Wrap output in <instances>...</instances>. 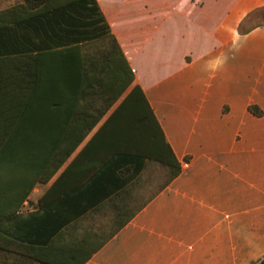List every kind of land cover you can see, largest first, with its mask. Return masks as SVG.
<instances>
[{
	"label": "crops",
	"instance_id": "obj_1",
	"mask_svg": "<svg viewBox=\"0 0 264 264\" xmlns=\"http://www.w3.org/2000/svg\"><path fill=\"white\" fill-rule=\"evenodd\" d=\"M97 2L111 39L0 55V264H259L264 25L239 26L264 0ZM135 85L181 171L144 156L94 201Z\"/></svg>",
	"mask_w": 264,
	"mask_h": 264
},
{
	"label": "trees",
	"instance_id": "obj_2",
	"mask_svg": "<svg viewBox=\"0 0 264 264\" xmlns=\"http://www.w3.org/2000/svg\"><path fill=\"white\" fill-rule=\"evenodd\" d=\"M31 10L33 14H30ZM261 25H264V7L255 9L247 16L239 26V33H247ZM105 38H112L111 28L97 0H23L0 11V55L44 51ZM109 53L121 54L119 48L114 45ZM117 66L116 70L123 72ZM127 72V78L124 77L123 81L126 86L130 85L133 79L132 74ZM121 74L123 76V73ZM125 103L133 105L130 117L132 119L128 118L129 124L117 128L112 136L110 144L112 156L103 161L100 176L103 182L110 181V185L98 189L94 201L109 197L111 191L119 190L126 183L136 179L145 166L144 156L154 157L155 160L159 159L164 163L167 181L181 171L180 163L165 141L163 133L151 119L149 105L138 86L133 87ZM249 110L255 115H262V111L256 105L249 106ZM147 112L150 115H147ZM84 209L87 207L81 208L82 211ZM2 231L7 233L6 230ZM15 237L29 242V237L23 234ZM47 240L39 237L33 239V242L41 245ZM16 255L24 258L20 264H29V256ZM35 259L33 258V264H50ZM259 264H264V258Z\"/></svg>",
	"mask_w": 264,
	"mask_h": 264
},
{
	"label": "rangeland",
	"instance_id": "obj_3",
	"mask_svg": "<svg viewBox=\"0 0 264 264\" xmlns=\"http://www.w3.org/2000/svg\"><path fill=\"white\" fill-rule=\"evenodd\" d=\"M22 1L23 0H0V8L7 7Z\"/></svg>",
	"mask_w": 264,
	"mask_h": 264
}]
</instances>
